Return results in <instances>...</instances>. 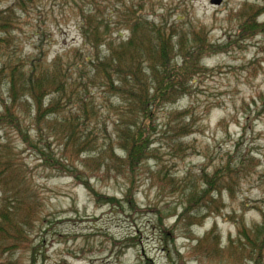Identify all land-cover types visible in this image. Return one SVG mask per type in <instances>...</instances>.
<instances>
[{
  "label": "rangeland",
  "instance_id": "obj_1",
  "mask_svg": "<svg viewBox=\"0 0 264 264\" xmlns=\"http://www.w3.org/2000/svg\"><path fill=\"white\" fill-rule=\"evenodd\" d=\"M214 1L105 0L97 4L95 15L100 29H106V41L127 39L122 26L129 9L142 8L148 22L173 28L189 44L191 33L198 32L212 52L200 60L206 74L195 78L189 97L160 110L149 139V152H155L148 153L133 174L93 177L78 160L73 168L81 175L75 179L64 169H52L13 132L0 131V141L11 145L42 203L29 244L0 252V262L264 264V246L253 254L242 247L243 253L229 248L241 227L247 230L264 220V0H221L219 5ZM16 2L0 0V11L11 7L14 11V53L28 60L44 57L46 63L60 56L78 81L82 68L77 65L93 51L81 34L87 3L31 0L21 10ZM87 96L101 108L96 114L99 119L93 118L86 131L82 128L92 132L89 138L99 149L108 137L113 138L114 116L102 106L99 90L91 87ZM0 97H6L2 85ZM175 110H187L193 124L192 133L180 139L183 150L178 153L168 145L166 132L168 116ZM74 112V105L66 104L64 114ZM21 119L33 145L49 144L59 151L46 129L38 139L32 118L24 114ZM82 155L80 160L87 158ZM115 155L122 156L118 150ZM216 172H220V185L217 192L213 187L209 191V207L202 210L199 221L183 223L182 215L192 211L191 198L207 188L204 177ZM157 174L166 176L163 183ZM210 232L214 238L208 237ZM260 242L264 243V237Z\"/></svg>",
  "mask_w": 264,
  "mask_h": 264
},
{
  "label": "trees",
  "instance_id": "obj_2",
  "mask_svg": "<svg viewBox=\"0 0 264 264\" xmlns=\"http://www.w3.org/2000/svg\"><path fill=\"white\" fill-rule=\"evenodd\" d=\"M25 1L31 0L16 2L19 9L25 10ZM84 1L88 14L81 15V34L93 51L77 65L82 68L78 81L72 78L68 67L63 66L60 56L46 63L44 57L28 60L16 55L12 36L16 20L13 8L0 11V85L6 93L5 99L0 100V131L13 132L52 169H64L75 179L81 175L73 168L78 160L84 168L90 169L93 177L113 173L116 178L117 174L124 175V171L133 174L149 158L148 153L155 152H149L148 148L158 113L165 106L190 96L195 78L206 74L200 65L201 58L212 52L198 32L191 33V45L182 33H174L173 28L148 22L142 8L129 9L125 14L122 26V30L128 32L125 41H106V29H100L102 24L95 15L97 4L105 0ZM91 87L99 90L104 100L102 106L114 116L113 138L108 137L99 149L89 138L88 133L92 132L85 133L92 119H99L96 114L101 108L87 96ZM66 104L74 105L75 112L65 115ZM24 114L32 118L38 139L46 129L49 138L53 136L57 142L59 151L55 152L49 144L40 147L30 142L21 119ZM190 115L187 110H175L168 116L167 140L175 153L183 150L180 139L192 133ZM116 150L121 157L115 155ZM82 154L87 158L80 160ZM218 173L211 178L204 177L207 188L191 198L192 211L182 215L183 223L191 221L192 224L202 217V210L210 205L209 191L217 192L220 185ZM157 177L163 183L166 176L157 174ZM85 187L90 188L87 183ZM41 210L38 192L17 162L13 148L0 141V252L29 244V232ZM208 237L214 238V233L210 232ZM262 237L264 220L247 230L241 227L229 248L238 253H243L239 247L251 254L261 252ZM200 245L197 244L196 251Z\"/></svg>",
  "mask_w": 264,
  "mask_h": 264
},
{
  "label": "water",
  "instance_id": "obj_3",
  "mask_svg": "<svg viewBox=\"0 0 264 264\" xmlns=\"http://www.w3.org/2000/svg\"><path fill=\"white\" fill-rule=\"evenodd\" d=\"M213 3L219 5L221 3V0H215Z\"/></svg>",
  "mask_w": 264,
  "mask_h": 264
}]
</instances>
